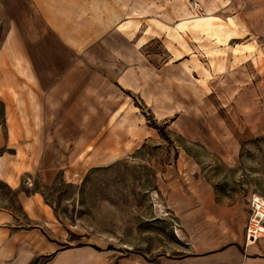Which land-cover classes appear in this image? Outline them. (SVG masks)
<instances>
[{
    "label": "rangeland",
    "instance_id": "obj_1",
    "mask_svg": "<svg viewBox=\"0 0 264 264\" xmlns=\"http://www.w3.org/2000/svg\"><path fill=\"white\" fill-rule=\"evenodd\" d=\"M1 1L0 124L7 101L13 130L0 207L109 249L102 264H165L192 253L179 207L207 190L218 241L202 228L200 253L264 257V35L216 0H199L206 15L192 0H123L6 37L16 0Z\"/></svg>",
    "mask_w": 264,
    "mask_h": 264
},
{
    "label": "crops",
    "instance_id": "obj_2",
    "mask_svg": "<svg viewBox=\"0 0 264 264\" xmlns=\"http://www.w3.org/2000/svg\"><path fill=\"white\" fill-rule=\"evenodd\" d=\"M122 1L16 0V8L13 9L16 14L6 17L11 21L6 37L21 35L22 26L33 28L34 21L41 19L49 21L52 26L56 27L52 21L98 18L94 15L95 13H99V16L103 18L105 7L98 5L117 4ZM216 3L219 4V12L225 13L227 18L230 15L235 19H238L236 15L242 16L253 34L264 35V0H224V2L216 0ZM0 4L2 11H5V8L10 10L5 6V2L0 0ZM33 80L41 87L42 79L39 76L34 75ZM65 85L66 79L64 77L59 79L48 92L50 99L63 98L62 94L67 89ZM10 108L9 103L5 101L7 118L4 124H0V145L8 143V139L11 138L13 129L9 123ZM3 157L4 153L1 152L0 173L2 170L7 171V167L2 162ZM8 180L16 181L13 176H9ZM200 194L198 190H195L194 202L183 205L181 203L179 207V213L183 217V226L190 231L188 235L193 243V251L177 259V263L169 261L165 264H219L216 252L200 253V242H198L199 247L197 243L195 246V240H200L202 235V228L210 234V244L212 242L216 244L218 241L217 202L207 190L206 194H201L199 200ZM65 239L64 235L48 232L41 223H22L12 209L0 207V264H102L107 260L109 249H99L90 243L64 244L61 241ZM244 264H264V257L246 255Z\"/></svg>",
    "mask_w": 264,
    "mask_h": 264
},
{
    "label": "built area",
    "instance_id": "obj_3",
    "mask_svg": "<svg viewBox=\"0 0 264 264\" xmlns=\"http://www.w3.org/2000/svg\"><path fill=\"white\" fill-rule=\"evenodd\" d=\"M191 3H192V7H193V9L196 11L197 14H206L207 10H206V8L200 3L199 0H192ZM253 221H254V218H251L249 229H252V228H253V226H252ZM251 235H254V236H255V234H252V233H251Z\"/></svg>",
    "mask_w": 264,
    "mask_h": 264
},
{
    "label": "bare ground",
    "instance_id": "obj_4",
    "mask_svg": "<svg viewBox=\"0 0 264 264\" xmlns=\"http://www.w3.org/2000/svg\"><path fill=\"white\" fill-rule=\"evenodd\" d=\"M207 14V13H206ZM206 14H200V15H206Z\"/></svg>",
    "mask_w": 264,
    "mask_h": 264
}]
</instances>
